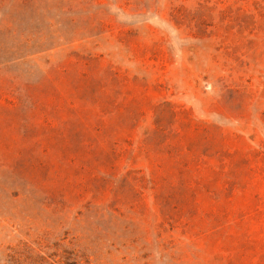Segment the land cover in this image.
<instances>
[{"label":"rangeland","instance_id":"rangeland-1","mask_svg":"<svg viewBox=\"0 0 264 264\" xmlns=\"http://www.w3.org/2000/svg\"><path fill=\"white\" fill-rule=\"evenodd\" d=\"M27 248L264 264V0H0V264Z\"/></svg>","mask_w":264,"mask_h":264},{"label":"trees","instance_id":"trees-1","mask_svg":"<svg viewBox=\"0 0 264 264\" xmlns=\"http://www.w3.org/2000/svg\"><path fill=\"white\" fill-rule=\"evenodd\" d=\"M31 255L30 249H25L22 251L14 250L11 255L8 256L6 264H28L29 256ZM36 259L43 260L42 256L35 254Z\"/></svg>","mask_w":264,"mask_h":264}]
</instances>
